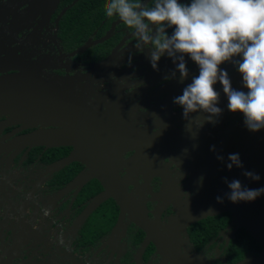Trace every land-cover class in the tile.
Here are the masks:
<instances>
[{
	"label": "water",
	"instance_id": "95a60500",
	"mask_svg": "<svg viewBox=\"0 0 264 264\" xmlns=\"http://www.w3.org/2000/svg\"><path fill=\"white\" fill-rule=\"evenodd\" d=\"M8 2L10 4L7 6L0 3V22H6L5 31H3L4 26L0 25V116H6L0 125V130L9 126L14 128L6 134L7 136L2 137L7 141L0 145V160L5 156L8 160H12L21 151L27 152L36 146H42L44 149L70 147L66 156L46 165L45 170L37 178L55 173L72 162L81 164L83 166L81 171L55 192V200L70 193L73 197L69 202L71 204L88 181L97 180L102 192L92 196L85 205L81 204L84 207L79 212L77 221L82 222L98 205L110 198L118 207L110 238L113 239L117 231H120L121 236L124 235L126 227L123 224V216L125 215L126 219L138 227L145 234L146 239L153 243L161 256L160 264H201L189 250L182 251L178 241L180 232L206 216L224 211L230 213L227 229L245 228L261 247L254 255L247 254L233 264H264V194L251 202L232 203L226 198L221 201L216 199L217 196L223 197L228 191L222 180L223 177L238 178L242 184L251 188L264 185V129L250 132L244 128L242 122L230 124L224 129H214L213 127L229 114L225 107L226 98L221 94L218 105L223 111L218 122H205L200 127L202 129L211 124L213 126H210V132L195 134L192 131V122L186 131L181 109L171 112L173 107H176L172 103V97L180 94L183 86L190 82L191 76L197 72L196 66L186 58L188 74L182 82L179 80L178 72L175 77L171 76L174 64L170 58L162 56L158 61V70H153L146 51L141 53L134 49L132 47L134 40L126 44L128 36L122 37L101 61L88 63L89 67L82 66L81 70H78L81 74L69 72L64 56L71 57L107 38L114 24L120 20L112 23L107 33L97 40H88L64 55L58 49L59 65L56 68L63 69L64 73L54 74L56 79L51 81L48 76L42 74L43 70L50 68L45 61L31 59L30 55L19 52V47L13 41H7L6 36L7 34L16 36L22 23L26 21H35L39 27L38 32L42 29L49 32L51 16L60 0H8ZM28 2L31 3V8L25 5L20 9ZM7 13L9 18L4 16ZM49 38L54 45H57L51 32ZM125 52L131 55L126 57ZM117 58L129 64L115 68L113 64ZM221 66L227 70L232 86L240 88V74L233 65L225 62ZM103 76L108 85L96 86ZM165 77L170 78L165 79ZM111 78L115 79V82L123 78L127 79L123 80L121 86L135 85L142 89L152 85L151 93L154 95L159 93L162 101L154 103L157 113L147 109L144 115L149 119L154 118V121L144 119L143 115H133L136 122H130L123 120L121 114L115 115L114 111H119L121 107V104L115 101L118 98L125 102L127 107L138 110L144 109L145 103L151 99L147 96L145 102L131 104L127 98L118 96L113 89L107 90ZM215 87L219 89V83ZM163 110L168 112L165 113ZM153 114L164 118L168 124L159 123L158 118ZM199 115L202 118L196 119H203V114ZM174 118H178L180 123L173 122ZM37 125L47 128L21 132ZM210 146H214V150H210ZM130 151L132 154L129 157L121 159L123 153ZM229 153H239L243 168L258 173L260 179L253 181L246 178L241 174L240 168L233 166L228 169L224 160L216 158L219 154L226 160ZM164 159L184 172L187 177L185 186L191 187L189 191L193 200L188 203L182 202L179 197L174 196L175 190L172 189L161 188L159 195H153L152 191L146 188V193L149 195L147 201L167 202L175 212L176 219L167 228L166 237L161 238L146 215L145 205L141 202L138 205L137 201L129 197L126 187L129 185L134 187L136 195L143 200L132 175L143 172L145 177V170L152 169V166L155 167L157 162ZM119 168L124 169L123 176L119 174ZM25 180L33 185L25 192V198L17 208L10 203L15 196L13 190L9 191L6 186L2 187L3 185L0 184L2 201L7 203L10 210L7 212L3 209L7 215H2L0 220L2 222L0 258H4L8 264H11L13 256L20 262L25 261L17 249L23 246L30 248L29 240L31 236L36 235L32 227L37 226L39 229L46 221L43 217L36 223L38 207L33 203L36 200L37 187L42 185L44 178L36 182L35 176H30ZM146 184L145 178L144 185ZM36 202L38 203L39 200L37 199ZM132 202L137 205H132ZM28 208L33 209L29 216L25 214Z\"/></svg>",
	"mask_w": 264,
	"mask_h": 264
},
{
	"label": "clouds",
	"instance_id": "9594fccd",
	"mask_svg": "<svg viewBox=\"0 0 264 264\" xmlns=\"http://www.w3.org/2000/svg\"><path fill=\"white\" fill-rule=\"evenodd\" d=\"M104 14L117 17L132 30V47L147 52L153 70H158L162 56L170 58L171 76L178 72L182 82L188 74L186 58L194 63L196 74L172 97L181 109L186 131L199 114L203 119L195 120L197 130L205 122H218L223 111L218 105L221 94L227 110L241 115L247 131L264 129V0H151L150 4L148 0H107ZM225 62L240 74V88L232 86L221 66ZM216 158L224 160L228 169L240 168L246 178L260 179L258 173L243 168L239 153L227 154L226 160L219 154ZM222 180L228 191L217 196L218 201L251 202L264 194V185L251 188L238 178Z\"/></svg>",
	"mask_w": 264,
	"mask_h": 264
},
{
	"label": "flooded vegetation",
	"instance_id": "af4514ba",
	"mask_svg": "<svg viewBox=\"0 0 264 264\" xmlns=\"http://www.w3.org/2000/svg\"><path fill=\"white\" fill-rule=\"evenodd\" d=\"M4 1L6 2V5H4V6H7L10 4V2H7L8 0H4ZM28 3H25L20 9H23L25 7V5H28ZM62 12L63 11H60L58 15L60 16ZM8 13L6 15H4L6 18H9ZM58 15L53 20V22H51V20H50V31L49 32L44 31V29L40 30V33L43 32L48 37L50 43L53 45L54 51L53 52H47V53H49L48 54L49 57H42L43 55H41V57H39V55L32 56L31 53L27 54V55L31 56V59H37L38 61H42V62L45 61V63L50 68L48 70H43L42 74L45 76H48L51 81H54V79H56L54 74H63L64 73L63 69L56 68L59 65V60L57 57L58 49L61 50L63 55L68 53V52H64L62 50V48L59 46V39L56 36V27H57L56 23H57V20L59 18ZM117 20H119V19H117ZM26 23H28V22L26 21L23 24H26ZM5 24H6V22L5 23L0 22V25L4 26L3 31H5ZM36 26H38V25H36ZM52 27H54V31L51 30ZM113 30H114V26H113ZM113 30H112V32H113ZM38 31H39V27H38ZM127 31H128V29H122L121 38L126 36ZM129 31H131V30H129ZM50 32L53 35V37L55 38V40L58 39V41L56 40L57 45H54L51 42V40L49 38ZM112 32H110V33H112ZM18 34H19V32H18ZM18 34L16 36L7 34L6 38H7V41H13L14 44L19 47V50H20L19 52L24 54L23 45H19L18 41L16 40V37L19 36ZM117 42L110 49L109 53L114 49ZM126 44H129V42L127 40H126ZM83 51H81V52H83ZM75 54H77V53H75ZM124 54L126 57L131 55V53H129V52H125ZM106 56L107 55H105L103 58H105ZM71 57L64 56V62L67 64V66L70 70L69 72H71V73L77 72V74H81V72L78 70H81L82 66H87L88 63L98 62V61H101L103 59V58H101L100 60L84 61L83 59L75 60V59H72ZM66 60H69V61H66ZM128 64H129L128 62H124V61L120 60L119 58H117L113 64V66L115 68H122L124 66H127ZM87 67H89V66H87ZM71 68H72V70H71ZM126 71H128V70H126ZM104 78H105L104 76L101 77V82H99L98 85H96V86H100V87L105 86L107 84V82L104 80ZM123 80H127V79L123 78V79H120L118 82H115V79L111 78V81L109 83L110 86L107 87V90L113 89L114 92L118 96H120L121 98H123V97L127 98L131 102V104H136V103H139L140 101L145 102L147 96H149L151 100L148 103H145L144 109L138 110V109H135L133 107H127L125 102H123L122 100H120L118 98V100H115V101L118 102L119 105L121 104L120 105L121 107H119L120 108L119 111H114V114L115 115L121 114L123 120L130 121V122H136V120H135L136 118L133 119L134 118L133 115H143L144 119L154 121V118L149 119V117L145 116L144 113L147 109L157 113V111H155L156 106L154 103L162 101V97L159 95V93L157 95H154L153 93H151L152 85H150L151 87H148V88L145 87L142 89H139L138 86H135V85H131L129 87L128 86H121V84L123 83ZM133 89H135V91H133ZM112 102H114V101H112ZM167 104H170V103H167ZM178 110H179V107L176 106V107H173L171 112H177ZM163 112L167 113L168 111L163 110ZM225 116L226 117L224 120L219 122L217 124V126L213 127L214 129L215 128L218 130L224 129L225 127L229 126L230 124H241V122H242V117L238 112L234 113V112L229 111V114L225 115ZM231 116H234V117L227 119L228 117H231ZM5 117H6L5 115L0 116V125L3 123ZM158 117H159L158 118L159 123L165 122L166 124H168V122L164 121V118H162L160 116H158ZM196 118H202V117L200 115L193 117V119H192V123H193L192 131L196 132L197 134L209 133L210 128H211L210 126H213V125L210 124V125L204 126L202 129L199 128L197 130L196 124L194 122V120ZM173 122L180 123V120L178 118H174ZM13 128H14V126H9V127H6V128H3L2 130H0V145L4 144L7 141V139L2 138V137L7 136L6 134L10 133ZM45 128H47V127L43 126V125H37V126H33V127L29 128L27 130H23L21 132L37 130V129L42 130ZM206 128H208V129H206ZM21 132H19V133H21ZM19 133H15V134H19ZM1 138H2V140H1ZM250 144L255 145V143H250ZM36 147L41 148V150L38 154V157L40 155H43L45 152H47V150H49L51 148H57V147H50V148L44 149L42 146H36ZM36 147H33V148H36ZM58 147H67V149H68L67 153L63 156H66L71 149L68 146H58ZM33 148H31L27 152H25V150L21 151L19 154L16 155V157H13L12 160H8L7 156H5L3 160H0V184L3 185L2 187L6 186L7 189H9V191L13 190L15 196L14 197L12 196L13 201H10V203L12 205H14L16 208H17L18 204L21 203V200L25 198V192L28 190L27 189L28 181L25 180L28 177L27 176V167L30 165L40 164L38 168L36 167V169H41L43 172L45 170L46 165L52 164L54 161H56L58 159L57 158L53 162L46 164L37 158L32 163L26 164L25 161H26L30 151ZM131 154H132V151L123 153L121 155V159H126ZM63 156H61V157H63ZM61 157H59V158H61ZM75 163L77 164V162H75ZM82 167L83 166L81 164H79L78 171L76 172V174L81 171ZM136 168H138V167H136ZM151 168L152 169L149 168V169L144 171L145 177L143 176V172H140V173L137 172V173L132 175L134 181L136 182L138 190L141 192V195L143 196V200H141L140 197L138 195H136V189L130 185L126 187L127 195L129 197L133 198L135 201H137L138 205L140 202L145 205V212H146V215H147L150 223L159 232V234H158L159 237L164 238V237H166V234H167V228H169L170 224L176 219L175 212L173 211L172 206L170 204H168L167 202L165 203L162 201H152V202L147 201L146 199L149 197V195H147V193H146V188L148 187L149 190L152 191L153 195H159L161 188L162 189L175 190L174 196L179 197L182 202L188 203V202L193 200L191 193L189 191L191 187L188 185L185 186V181H186L187 177L185 176L184 172L181 171L180 169L174 167V165H172L167 159H164L163 161L157 162V165L155 167L152 166ZM118 172L121 176H123L125 173L123 168H119ZM41 173H38V174L36 173V175H34L36 182L38 180H43V178H45L47 176H49V178L46 181L44 180L42 185L39 186V187H43V185H44V188H43V190H41L40 195L36 196V193H35V199L39 200L38 203L36 202V200L33 202L34 206L38 207L37 211H36V215H37L36 223L42 219L38 215V212L41 208L43 210H45L46 212L50 211L51 213H49L47 217H44L46 219L47 223L45 221V224H43L41 226V228L38 229L37 226L32 227V229L34 231H36L35 232L36 235L34 237L31 236V239L29 240L31 247L27 248L26 246H23V247H21V248L19 247L17 249L19 254L22 255V258L25 259V261L20 262V260L18 258H15V256H13L11 264H28L29 262L31 264H122L121 258L125 256L127 248H128L127 233H129L131 231L142 233V237H141V240L139 241L138 246L134 247L133 245H130V247H133V250H134L132 257H131L133 264H160L161 256L157 252L153 243L148 241L146 239L145 234L138 227L133 225L128 219H126L125 215L123 216V224H125V227H126L125 233L123 236H121L120 231H117V233L114 235V237L117 236V240H118L121 236L120 240L118 241L119 245L117 247H115V246L109 247V245L107 244V240L112 239V238H110V232H111V229H112V227L116 221L117 214H118V207L116 206V204L114 202L112 203L110 198L106 199L100 205H98L96 207V209L88 217H86L82 222L77 221V216H78L79 212L81 211V209L84 207L85 203H87V201L92 196H94L95 194L102 192L101 186L98 189V191H96L94 194L89 196V198L86 201H84V203H83L84 205H81L80 203L76 202L77 196L74 198L73 202L70 204L69 202L73 198L70 193L64 194L62 196V198L59 200H55V192L59 188H61L63 185L67 184L68 182L63 184L60 187L55 186L56 188H53L54 185L53 184L50 185L48 182L53 178L54 173L48 174L43 178L42 177L37 178V176L40 175ZM156 174H158V175H156ZM154 175H156V176H154ZM145 178L147 180L146 186L144 185V179ZM92 180H90V181H92ZM90 181H88L87 183H89ZM48 193L53 194V197H54V200L56 203L55 205H53V208H51L50 210L43 208L42 203H41V199L46 198ZM150 196H152V195H150ZM2 200H3L2 194H0V220L2 218V215H4V216L7 215L3 211V209L7 212L9 210L7 203L6 202L4 203ZM137 204L135 202H132V205H134V206H136ZM112 205L114 207H112ZM112 208H114L115 217H114V220H113L109 230L105 234H99L96 232L93 236V239L95 242L94 244L84 243L81 239V233L80 232L83 229V226L85 224H87L86 222L90 221L91 224L94 225L95 229L97 227H99V229L102 228L108 219L109 211L112 212ZM32 212H33V209L28 208L26 210L25 214L27 216H29L30 214H32ZM224 212H228V211H224ZM221 213H223V212H221ZM221 213H218V214H221ZM218 214H216V215H218ZM216 215H213V216H216ZM48 217H49V219H48ZM207 217H212V216H206L202 219H205ZM202 219H200V220H202ZM200 220H198V221H200ZM229 220H230V213H229ZM48 222H49V224H48ZM228 223H229V221H228ZM1 224H2V222L0 221V225ZM227 224H226V226H227ZM226 226L219 231L216 239H213L212 241H210L209 245H207L206 247H204L201 250H195L193 248V246H192V244L188 238V234H187L188 227H187L185 231L180 232V237L178 238V241L181 244L182 251L185 252V250H184L185 245L188 247V250L191 252L192 255H194V254L196 255V253L198 254L200 252L211 250V252L213 251L212 253H213V257H214V262H215V260L219 261V262L214 263V264H228V263H226L225 255L223 254V249L228 244V241L233 236L234 232L238 228H243V227H236L235 230H232V228L227 229ZM89 238H91V236H89ZM214 241H215V243H214ZM112 252H113V254H112ZM139 253H140V255H139ZM254 254H255V252L249 253L248 255L252 256ZM0 261H1L0 264L1 263L2 264H8L4 260V258H2V257L0 258Z\"/></svg>",
	"mask_w": 264,
	"mask_h": 264
},
{
	"label": "trees",
	"instance_id": "16d2710c",
	"mask_svg": "<svg viewBox=\"0 0 264 264\" xmlns=\"http://www.w3.org/2000/svg\"><path fill=\"white\" fill-rule=\"evenodd\" d=\"M106 3L107 0H60L58 7L51 17V22H53L60 11H63L56 23V36L59 39V46L64 52H70L83 45L86 41L97 40L107 33L112 23L118 18L115 16H105L104 8ZM148 3L150 4L151 0H148ZM122 29L127 28L123 25L122 21L117 22L114 25L113 32L107 38L90 45L83 52L77 53L71 58L75 60L83 59L84 61L100 60L109 53L113 45L121 38ZM40 150V147L33 148L25 163H32L38 158L40 161L48 164L65 155L68 149L67 147L51 148L38 157ZM78 167V163L72 162L54 173L53 178L48 183L50 185L53 184V188H56L55 186H62L73 178L78 171ZM99 188V183L93 179L79 191L76 202L83 204ZM112 207L114 206L112 205ZM112 212L109 211L108 219L100 229L99 227L95 229L90 221L86 222L87 224L83 226L80 232L84 243L94 244L93 236L96 232L105 234L109 230L115 217L114 208H112ZM228 221L229 213L223 212L191 224L187 229V234L193 248L201 250L209 245L210 241L217 238L219 231L226 226ZM90 225L93 226V229H89ZM141 237V232L131 231L127 233L128 248L125 256L121 258L122 264H133L131 257L134 250L130 245L137 247ZM260 248L258 241L249 232L244 228H238L224 247L223 254L225 255L226 263L233 264L243 259L249 253L259 251Z\"/></svg>",
	"mask_w": 264,
	"mask_h": 264
},
{
	"label": "rangeland",
	"instance_id": "374dc122",
	"mask_svg": "<svg viewBox=\"0 0 264 264\" xmlns=\"http://www.w3.org/2000/svg\"><path fill=\"white\" fill-rule=\"evenodd\" d=\"M0 3L6 5L4 0H0ZM28 6L31 8L30 2L28 3ZM36 25L37 23L35 21L26 24L22 23V27L18 34L19 36L16 37V40L19 45H23L24 54L31 53L32 56L39 55V57H41V55H43L42 57H49V53L47 52L54 51L53 45L43 32H38V27ZM51 30L54 31V27H52ZM56 40L58 41V39ZM89 229H93V226L90 225ZM118 241L117 236H115L113 239H108L107 244L111 247H117L119 245ZM184 250H188L186 245L184 246ZM212 252L211 250H208L198 254L196 253V255L194 254L193 256L197 258L201 264H214L219 262L218 260H215L214 262Z\"/></svg>",
	"mask_w": 264,
	"mask_h": 264
},
{
	"label": "crops",
	"instance_id": "0c3cea01",
	"mask_svg": "<svg viewBox=\"0 0 264 264\" xmlns=\"http://www.w3.org/2000/svg\"><path fill=\"white\" fill-rule=\"evenodd\" d=\"M126 36H128V39H127L128 42L135 39L134 36L131 34V31H129V30L126 32ZM66 61H69V60H66ZM206 129H208V128H206ZM39 165L40 164L28 166L27 167V176L30 177V176L36 175V173L37 174L41 173L42 172L41 169H36V167L38 168ZM48 178H49V176L45 177L44 180H48ZM31 185H33V183L28 182L27 183V189H29L31 187ZM43 188H44V185H43V187H37L36 196L40 195L41 190H43ZM41 203H42L43 208L49 209V210L51 208H53V205L56 204L52 193H48L46 198L41 199ZM49 213H51V212L50 211L46 212L45 210H43L41 208L38 212V215L40 216V218H43V217H47ZM48 219H49V217H48ZM49 222H48V224H49ZM28 264H31V263L29 262Z\"/></svg>",
	"mask_w": 264,
	"mask_h": 264
}]
</instances>
